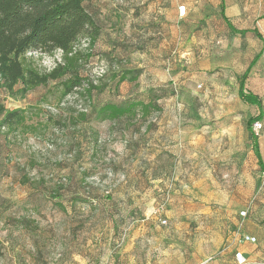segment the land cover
I'll use <instances>...</instances> for the list:
<instances>
[{
  "label": "rangeland",
  "instance_id": "rangeland-1",
  "mask_svg": "<svg viewBox=\"0 0 264 264\" xmlns=\"http://www.w3.org/2000/svg\"><path fill=\"white\" fill-rule=\"evenodd\" d=\"M225 3L233 26L264 38V0ZM87 4L100 33L76 50L92 54L80 68L98 87L92 99L63 98L60 83L25 96L0 90L2 105L27 112L23 129L0 130V264H229L243 247L236 234L264 237V131L256 148L247 121L258 109L238 97L264 43L230 31L220 0H189L188 45L175 48L160 34L133 37L132 18L114 14L131 0ZM180 5L163 0L157 21L138 24L172 22ZM138 37L149 50L132 49ZM27 56L50 71L62 54ZM135 70L137 85L119 81ZM247 88L264 101V53ZM153 96L162 111L145 120L94 116Z\"/></svg>",
  "mask_w": 264,
  "mask_h": 264
},
{
  "label": "trees",
  "instance_id": "trees-1",
  "mask_svg": "<svg viewBox=\"0 0 264 264\" xmlns=\"http://www.w3.org/2000/svg\"><path fill=\"white\" fill-rule=\"evenodd\" d=\"M88 2L90 0H0V90L11 96L17 93L25 96L39 87L60 83L63 98L78 93L92 99L93 91L98 87L80 77L83 59L87 57L89 60L92 54L76 50L82 38H90L94 44L100 33L95 15L87 8ZM220 14L230 31L241 35L253 34L264 43L257 29L237 30L229 22L225 0H221ZM57 51H61V61L56 62L50 71H41L27 56L31 52L54 54ZM263 53L264 49L254 57L252 65L239 80L242 101L259 109L262 108V100L251 92H245V86L250 71ZM141 75L140 70L126 72L119 76V81L138 84ZM161 111L157 97L153 96L148 102L137 100L128 106L105 104L94 112V116L97 120L112 122L127 118L145 120L152 113ZM261 116H253L247 122L256 148L258 136L253 132V125L261 121ZM80 117L82 122L88 119L86 114ZM26 123V110H9L0 103V130L17 132ZM257 153L259 155L258 149Z\"/></svg>",
  "mask_w": 264,
  "mask_h": 264
},
{
  "label": "crops",
  "instance_id": "crops-1",
  "mask_svg": "<svg viewBox=\"0 0 264 264\" xmlns=\"http://www.w3.org/2000/svg\"><path fill=\"white\" fill-rule=\"evenodd\" d=\"M131 1H132V6L130 8L118 10V12H116V13L114 12V14L116 15V18L120 19V20H123V17L125 15L132 18V21H134L133 26H132L133 37H137V36L145 37L146 35L151 36V35L160 34V35H162V37L167 36V39H165L163 42L166 41L167 43H169V47L175 48L176 46L184 47V46L188 45V27L186 28V26L188 24V19H189L188 15L190 13V9L188 8L190 6L189 0H180L183 5L187 6L188 12H187V15L185 16L186 18L185 17L180 18L178 16V10L174 8L171 10V14H170V18L172 19V22H168L167 24H165L163 22L161 24H157L155 22H150L146 26L145 25L141 26V24H138V19L139 18H141V19L146 18L147 20L152 21L155 19L157 21V19L160 17V15L162 16V14H163V10L162 9L160 10V7H161L160 5L163 4V0H131ZM201 1H204V0H201ZM220 4H221V0H220ZM87 6H88V4H87ZM155 7L159 8V11L155 10ZM87 8L91 11V13L95 14V10L93 8H91L90 6H88ZM152 11L153 12L156 11L155 16L152 14L153 13ZM109 17H112L111 14H109ZM136 21H137V25L135 24ZM244 30H250V29H244ZM138 38L133 39L132 49L134 51L149 50L147 47L142 46L145 43L143 40L145 38H142V37H138ZM252 63H253L252 61L249 63L247 69L239 77V80L248 71V69L250 68ZM257 64H258V62L256 63V65ZM254 67H253V69H254ZM253 69L250 71V74L246 80L245 92L248 91L247 82L249 80L250 75L252 74ZM141 76H143V75H141ZM239 80H238V86H239ZM239 90H240V86L238 88V97L240 98V100H242L240 97V94H239ZM253 94H255V93H253ZM255 95L259 96L258 94H255ZM259 97L262 100V108L261 109H259L257 106L246 104L243 101L242 102L245 105L257 107L258 114L256 116L261 114L262 115L261 121L264 122V101L261 98V96H259ZM259 155H260L259 162L261 160L260 164H261L262 169H264V159H263L260 152H259ZM244 234H246V233H244ZM249 235H251V234H249ZM236 236L237 237H236L235 242L237 244H239L240 246H243V247L240 249L234 250L235 252H234L233 258H231L230 255L226 257V260H229V259L231 260L229 262V264H237L236 259H235V254L237 252H242L244 254V256L247 259V262L245 264H257L256 262L259 261V259H264V258H262V257H264V240H263L264 237L263 236H261L260 234H258V236L252 235V236L257 237V239H258V243L256 245L240 244L239 240H238V234H236ZM245 246H256V247L250 250L249 248H247ZM213 264H217V263H213Z\"/></svg>",
  "mask_w": 264,
  "mask_h": 264
},
{
  "label": "built area",
  "instance_id": "built-area-1",
  "mask_svg": "<svg viewBox=\"0 0 264 264\" xmlns=\"http://www.w3.org/2000/svg\"><path fill=\"white\" fill-rule=\"evenodd\" d=\"M187 12L188 9L186 5H180L178 7V15L180 18H184L187 15ZM263 131H264V123L262 121H257L253 125V132L255 133L256 136L259 137ZM242 215H246V213H242ZM238 238L240 244L256 245L258 243L257 237L249 234L238 233ZM235 259L237 264H245L247 261L246 257L242 252H237L235 254ZM200 264H210V260L203 261Z\"/></svg>",
  "mask_w": 264,
  "mask_h": 264
}]
</instances>
